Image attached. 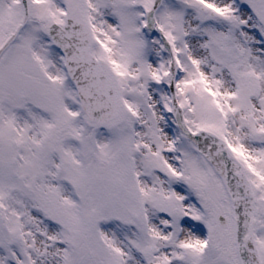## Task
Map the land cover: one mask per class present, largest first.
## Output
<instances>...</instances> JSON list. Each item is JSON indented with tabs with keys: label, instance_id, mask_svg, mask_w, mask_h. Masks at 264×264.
I'll list each match as a JSON object with an SVG mask.
<instances>
[{
	"label": "snow or ice",
	"instance_id": "1",
	"mask_svg": "<svg viewBox=\"0 0 264 264\" xmlns=\"http://www.w3.org/2000/svg\"><path fill=\"white\" fill-rule=\"evenodd\" d=\"M0 264H264V0H0Z\"/></svg>",
	"mask_w": 264,
	"mask_h": 264
}]
</instances>
